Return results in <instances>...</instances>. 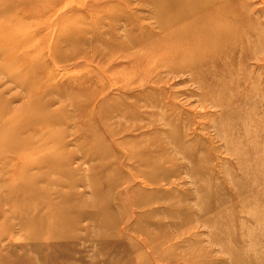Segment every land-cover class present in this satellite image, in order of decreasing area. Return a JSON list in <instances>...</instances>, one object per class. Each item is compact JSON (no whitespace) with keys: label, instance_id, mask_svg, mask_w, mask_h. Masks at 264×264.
<instances>
[{"label":"rangeland","instance_id":"374dc122","mask_svg":"<svg viewBox=\"0 0 264 264\" xmlns=\"http://www.w3.org/2000/svg\"><path fill=\"white\" fill-rule=\"evenodd\" d=\"M169 2L0 0V264H264V0Z\"/></svg>","mask_w":264,"mask_h":264},{"label":"bare ground","instance_id":"6f19581e","mask_svg":"<svg viewBox=\"0 0 264 264\" xmlns=\"http://www.w3.org/2000/svg\"><path fill=\"white\" fill-rule=\"evenodd\" d=\"M174 1L175 2H169L170 6H168L167 12H166L167 15L172 19V22L178 21V20L180 21L182 18L186 17L188 11L189 12L192 11V14H193L194 12H197L199 10V7H197V5H193V7H188V8H181L178 5L181 0H174ZM202 13H205V10H202ZM223 13H224V11L222 10V8L217 11L216 17H214L215 18L214 19V23H217V24L220 25V23L224 20ZM210 24H212V23H210ZM185 28L186 29L181 31L180 33L177 32V35H181L182 39H185L186 44L190 45L189 50H187L185 52L184 51L181 52V55H180L178 63L176 62L173 65V64H171V61L169 59H167L168 61H170V63L166 62L168 66H165L167 68H170L172 70L171 72H174V73L177 72V71L188 70V69L192 68V65L199 64V62L197 60L192 61V56H194L195 51L197 49H199V47H200V46L197 47L196 50L192 49V38L195 35H198V34L200 35V32H205V34H206V33H210V32L213 31V27L211 28L210 26H208V28H204V27H201L199 25V22H193L192 23V21ZM221 31L222 30H219V36H217V42L216 43H220L221 39L224 38V36H225V31H222V32ZM216 32H217V30H216ZM216 35H217V33L215 34V36ZM208 37H209L208 40H211V42H212L213 38L210 35ZM129 40H133V39L129 38ZM208 40L205 37V42L204 43L208 42ZM193 43H195L197 45H200L198 42H195V41H193ZM121 47H122V49H124L125 46L122 44ZM176 50L177 51L172 49V50L169 51V48H168V49H166L167 54L166 55L164 54V55L166 56V58L168 57V53H169V55H174V59L176 60V56L175 55H179L178 54V52H179L178 48ZM163 61H164V59H161V61H156L155 63L159 62L160 66H161V65H164ZM127 95H129V93Z\"/></svg>","mask_w":264,"mask_h":264}]
</instances>
